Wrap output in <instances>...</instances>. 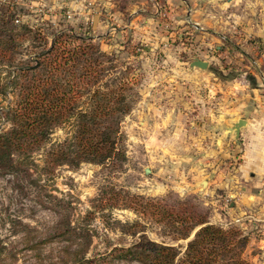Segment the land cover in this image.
<instances>
[{
  "label": "rangeland",
  "instance_id": "rangeland-1",
  "mask_svg": "<svg viewBox=\"0 0 264 264\" xmlns=\"http://www.w3.org/2000/svg\"><path fill=\"white\" fill-rule=\"evenodd\" d=\"M72 1L0 0V108L15 99L17 89L11 80L16 68L45 57L54 37L63 32V40L71 38V50L80 46L77 51L86 57L107 54L98 58L96 68L104 74L99 85L123 80L131 86V109L120 122V155L104 163L62 164L49 174L37 168L9 173L0 164V264H72L75 251L100 257L114 247L130 245L141 233L182 251L193 232L181 238L175 215L185 217L192 210L207 216L209 223L241 231L247 244L252 243L248 248L246 244L243 258L260 264L264 257L255 242L263 236L264 216L227 223L233 213L227 212L230 204L223 197L229 195L230 184L215 188L212 182L215 173L233 174L240 159L236 155L185 156L181 125H174L180 128L175 134L165 133L168 125L156 126L158 115L168 110V105L158 107L165 102L181 105L175 115L183 120V92L175 93V86L183 85L187 66L183 31L170 40L164 38L169 27L156 28L157 41L152 42L147 32L122 29L111 18L105 32L101 19L105 6L100 0L85 5ZM236 46L228 44L219 56L214 45L202 49L201 56L211 61L218 74L213 81L226 85L231 80L240 86L247 80L263 83L259 68L264 72V59H249ZM8 125L2 116L0 130ZM155 126L159 131L154 133ZM67 133L68 126H57L51 139L60 141ZM34 157L40 162V151ZM204 159L208 160L205 165ZM186 166L191 171L184 174ZM139 197L151 199L155 206L141 211L132 203ZM101 264L140 263L114 259Z\"/></svg>",
  "mask_w": 264,
  "mask_h": 264
},
{
  "label": "trees",
  "instance_id": "trees-1",
  "mask_svg": "<svg viewBox=\"0 0 264 264\" xmlns=\"http://www.w3.org/2000/svg\"><path fill=\"white\" fill-rule=\"evenodd\" d=\"M63 36L61 32L54 37L45 57L33 65L17 67L13 74L15 99L5 109L0 108V118L5 116L9 123L0 130V164L9 173L37 168L49 174L62 164L104 163L120 155V122L131 109V86L123 80L99 85L104 74L96 68L98 58L107 54L86 57L77 51L80 46L71 50V38L63 40ZM60 125L68 126V133L62 140L52 141L53 130ZM39 151L41 165L34 157ZM132 203L141 211L155 206L151 199L142 197ZM175 217L180 221L175 228L181 238L187 239L193 232L182 251L141 233L130 245L114 247L100 257L75 251L72 264H101L114 259L140 264H250L242 256L247 237L238 229L209 223L207 216L194 210L185 217Z\"/></svg>",
  "mask_w": 264,
  "mask_h": 264
},
{
  "label": "crops",
  "instance_id": "crops-1",
  "mask_svg": "<svg viewBox=\"0 0 264 264\" xmlns=\"http://www.w3.org/2000/svg\"><path fill=\"white\" fill-rule=\"evenodd\" d=\"M92 1L78 0L84 5ZM72 2L76 3V0ZM101 3L105 6L101 18L105 32L111 18L122 29L131 27L147 32L152 42L157 41L156 28L169 27L171 31L164 38L170 40L174 34L183 31L187 66L183 67V85L174 88L175 93L183 92V120L175 115L181 105L175 101L165 102L158 107L168 105V110L165 115H158L156 126L168 125L165 133L175 134L180 128H174V125H181L185 156L193 153L202 157L236 155L240 159L235 172L228 171L227 176L201 166V170L215 173L212 180L215 188L230 184L226 191L231 196L227 212H232L233 216L227 223L264 216V82L247 80L241 86L231 80L226 85L215 83L213 79L218 74L213 72L211 61L201 56L202 49L210 45H214L219 56L232 43L249 59L263 60L264 0H100ZM210 54L214 53L210 51ZM193 58L207 61V67H190ZM259 70L264 76L261 68ZM240 119L244 120V125L239 129L237 142L234 125ZM205 162L208 160L203 162L204 165ZM190 171L186 166L183 173ZM262 225L263 236L255 246L264 257ZM250 244L249 240L247 248Z\"/></svg>",
  "mask_w": 264,
  "mask_h": 264
},
{
  "label": "water",
  "instance_id": "water-1",
  "mask_svg": "<svg viewBox=\"0 0 264 264\" xmlns=\"http://www.w3.org/2000/svg\"><path fill=\"white\" fill-rule=\"evenodd\" d=\"M189 66L190 67H198L201 69H204L207 67V61L199 59V58H193L190 62H189ZM244 125V120L240 119L236 122V124L234 125V133H235V137H236V141L238 142V135H239V129L241 126ZM203 184H206V181H203Z\"/></svg>",
  "mask_w": 264,
  "mask_h": 264
},
{
  "label": "built area",
  "instance_id": "built-area-1",
  "mask_svg": "<svg viewBox=\"0 0 264 264\" xmlns=\"http://www.w3.org/2000/svg\"><path fill=\"white\" fill-rule=\"evenodd\" d=\"M223 200H224L226 203L229 202V204H230L231 196H230V195H227L226 197H223Z\"/></svg>",
  "mask_w": 264,
  "mask_h": 264
}]
</instances>
